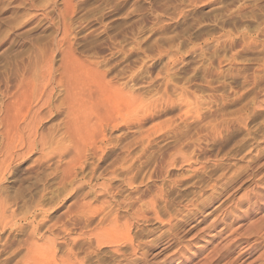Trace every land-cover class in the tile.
Segmentation results:
<instances>
[{
	"label": "rangeland",
	"instance_id": "rangeland-1",
	"mask_svg": "<svg viewBox=\"0 0 264 264\" xmlns=\"http://www.w3.org/2000/svg\"><path fill=\"white\" fill-rule=\"evenodd\" d=\"M0 264H264V0H0Z\"/></svg>",
	"mask_w": 264,
	"mask_h": 264
}]
</instances>
